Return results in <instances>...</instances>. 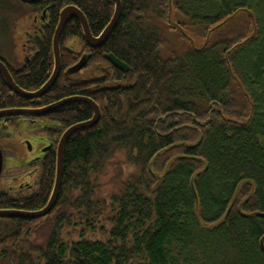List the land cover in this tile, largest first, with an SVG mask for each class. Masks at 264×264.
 <instances>
[{
  "label": "trees",
  "instance_id": "1",
  "mask_svg": "<svg viewBox=\"0 0 264 264\" xmlns=\"http://www.w3.org/2000/svg\"><path fill=\"white\" fill-rule=\"evenodd\" d=\"M120 1L101 47L86 44L76 19L62 31L63 87L58 79L52 91L92 99L100 119L68 139L48 214L0 218V264H264V0H171L170 17L168 0ZM43 3L49 22L17 79L25 88L52 70L64 6L78 7L94 36L114 10L111 0ZM82 54L85 67L66 73ZM55 115L59 135L93 111L71 102ZM55 166L53 151L17 209L46 204Z\"/></svg>",
  "mask_w": 264,
  "mask_h": 264
},
{
  "label": "flooded vegetation",
  "instance_id": "2",
  "mask_svg": "<svg viewBox=\"0 0 264 264\" xmlns=\"http://www.w3.org/2000/svg\"><path fill=\"white\" fill-rule=\"evenodd\" d=\"M27 5L23 16L14 19L16 22L13 30L15 31L14 35L10 37L13 44L12 52L7 56L0 54V60L7 67L15 85L20 90L31 93L37 91L50 77L54 67V57L52 50V70L40 86L25 88L17 82L21 75L28 74L25 71L34 64L40 53L39 41L34 40V36L40 37V31L48 25L51 4L43 3L41 0ZM83 56L88 57L86 54H82L76 63L65 69V72L75 74L81 71L87 61L76 72L70 73L68 69L77 64ZM0 77L4 83V86L0 83V209H17L23 207L25 202L36 193L41 167L53 151L56 155V148L63 133L62 130L57 135L60 122L56 120L55 115V112L63 106L50 112L46 109L63 98L77 95L63 97V93L54 95L52 91V87L58 79H61L60 83L63 87L61 51L58 77L52 87L40 96H21L7 86L1 74ZM7 111L15 113H5Z\"/></svg>",
  "mask_w": 264,
  "mask_h": 264
},
{
  "label": "water",
  "instance_id": "3",
  "mask_svg": "<svg viewBox=\"0 0 264 264\" xmlns=\"http://www.w3.org/2000/svg\"><path fill=\"white\" fill-rule=\"evenodd\" d=\"M23 3L26 4H34L41 0H20ZM114 3V10L112 17L108 24L104 27V29L97 35L94 36L90 29L87 22V19L83 12L76 7L75 5H67L64 6L60 13H59V19L57 22V25L54 29L53 36H52V50H53V57H54V67L52 70V73L50 77L47 79V81L35 92L26 93L22 90H20L12 80V77L10 75V72L8 71L5 64L0 60V74L5 80L7 86L14 90L16 93H18L21 96L24 97H37L45 92H47L54 82L56 81L58 77V73L60 70V38L62 31L65 27V25L71 20L76 19L82 30L83 39L87 43L88 46L92 48L101 47L106 39L109 37L113 29L118 23V20L120 18L121 14V1L120 0H111ZM168 8H169V17L171 13V0H168ZM105 58L113 64L115 67L122 71H126L128 69V66L118 59L115 55L112 53L105 54ZM87 61V58L83 56L77 64L72 66L68 69V72H76L79 69H81L85 62ZM71 102H81L86 105H88L92 111L93 115L90 119L75 123L71 126H69L67 129H65L59 139L57 148H56V166H55V176H54V182L52 186L51 193L49 195L48 201L46 204L36 210H21V209H0V218H25V219H36L45 216L48 214L52 208L55 206L56 201L59 196V191L61 187V180H62V164H63V155H64V149L66 146V143L70 136L74 134L77 131L85 130L87 128L93 127L100 119V110L99 106L90 98L83 97V96H72L68 98H63V100L57 101L56 103L50 105L46 111H53L61 106H64ZM5 113L11 114L15 113L14 111H7ZM263 215V214H261ZM261 247H263V244L261 242Z\"/></svg>",
  "mask_w": 264,
  "mask_h": 264
},
{
  "label": "rangeland",
  "instance_id": "4",
  "mask_svg": "<svg viewBox=\"0 0 264 264\" xmlns=\"http://www.w3.org/2000/svg\"><path fill=\"white\" fill-rule=\"evenodd\" d=\"M13 1V2H12ZM16 7L14 8V6ZM18 5V6H17ZM26 6L14 0H0V54L8 55L12 52V41L10 37L14 35V24L16 18H21ZM18 21V20H17Z\"/></svg>",
  "mask_w": 264,
  "mask_h": 264
}]
</instances>
